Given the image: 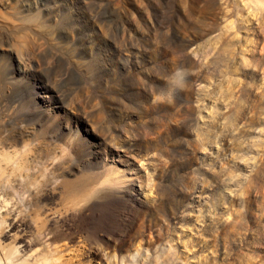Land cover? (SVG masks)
I'll return each mask as SVG.
<instances>
[{"label":"rangeland","instance_id":"1","mask_svg":"<svg viewBox=\"0 0 264 264\" xmlns=\"http://www.w3.org/2000/svg\"><path fill=\"white\" fill-rule=\"evenodd\" d=\"M20 1L41 24L0 22L64 58L15 77V97L40 113L26 128L39 165L50 147L65 152L42 181L46 209L73 224L61 263L264 264L262 4Z\"/></svg>","mask_w":264,"mask_h":264},{"label":"bare ground","instance_id":"2","mask_svg":"<svg viewBox=\"0 0 264 264\" xmlns=\"http://www.w3.org/2000/svg\"><path fill=\"white\" fill-rule=\"evenodd\" d=\"M13 1L14 6L11 7ZM250 1L256 5L262 4L264 7V0ZM22 3L20 0H0V9L9 10L7 16L0 12V17L13 21L16 20L13 17L15 14L18 15V21L27 20L34 26L41 24L38 15L30 17L25 14L32 7L36 8L33 3ZM98 15L103 16L99 12ZM1 24L0 48L9 53L10 60L8 58L6 63L0 65V86L3 89L2 93L0 92V264H62L61 256L69 248L67 243H62V240L66 238L73 224L63 215L53 214L49 208L46 209V202L53 201L54 194L49 188H42V181L64 161L65 152L59 147H50L43 154L46 163L43 161L45 165H41V168L39 165L42 164L39 160L42 157L39 155L41 149L28 138L29 131L26 130L32 121L39 124L40 113L25 107L27 102L24 106L23 103L21 104L22 100L15 97L16 86L21 84L15 77L22 76L21 79H27L28 76L24 75L27 64L29 66L31 60L41 55L51 57L53 62L56 59L57 63H63L64 58L55 52H50L48 48H44L41 52L42 49H39L41 44L37 47L30 34L17 39L18 35L14 34L10 26ZM35 47L38 49L36 52ZM46 71H48L47 75L41 78L43 81H49L48 77L54 73L50 67ZM70 80V77L58 80L54 84L56 91L61 92V85L68 84ZM24 97L26 96H23V99ZM61 99L65 101V96ZM55 134L56 130L53 129L46 133L50 136ZM72 146L68 145L67 148L70 150ZM21 192L28 194L30 196L28 199H34L32 205L24 206L23 202L20 203L18 197ZM103 195L107 196L102 190L96 191L92 203L100 198L104 199Z\"/></svg>","mask_w":264,"mask_h":264},{"label":"clouds","instance_id":"3","mask_svg":"<svg viewBox=\"0 0 264 264\" xmlns=\"http://www.w3.org/2000/svg\"><path fill=\"white\" fill-rule=\"evenodd\" d=\"M176 75H177V77H179L180 76V73H177ZM174 83H176L179 86V79H177L176 81H174Z\"/></svg>","mask_w":264,"mask_h":264}]
</instances>
